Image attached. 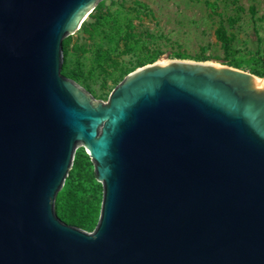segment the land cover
I'll use <instances>...</instances> for the list:
<instances>
[{"label":"water","instance_id":"water-1","mask_svg":"<svg viewBox=\"0 0 264 264\" xmlns=\"http://www.w3.org/2000/svg\"><path fill=\"white\" fill-rule=\"evenodd\" d=\"M98 1L0 0V264H264V83L173 59L96 99L61 67ZM79 145L92 231L55 210Z\"/></svg>","mask_w":264,"mask_h":264},{"label":"rangeland","instance_id":"rangeland-1","mask_svg":"<svg viewBox=\"0 0 264 264\" xmlns=\"http://www.w3.org/2000/svg\"><path fill=\"white\" fill-rule=\"evenodd\" d=\"M101 11L116 13L122 22L125 17L132 20L131 42L124 46L121 41L114 53L118 64L107 73L99 68L96 56L107 39L91 29ZM66 41L61 73L103 101L139 59L158 52L156 61H213L231 67L239 61V69L264 77V0H99ZM77 152L88 153L82 145ZM91 163L88 169H94Z\"/></svg>","mask_w":264,"mask_h":264},{"label":"trees","instance_id":"trees-1","mask_svg":"<svg viewBox=\"0 0 264 264\" xmlns=\"http://www.w3.org/2000/svg\"><path fill=\"white\" fill-rule=\"evenodd\" d=\"M123 20V22L120 21L116 13L101 11L96 15V21L91 24L92 31L104 34L107 39V46L100 47L96 53L97 63L102 72L107 73L110 68L117 66V57L114 53L121 47V41H123L124 46H127L128 41L131 42L132 20L129 17H125ZM87 26L85 24L84 28H87ZM67 42H63L65 52ZM160 54L158 52L149 58L139 59L125 74L135 70L136 67L155 62ZM177 56L185 58L181 54ZM231 65L236 68L241 67L239 61H234ZM89 165H92V163L88 153L77 152L75 154L71 172L66 177L65 183L58 192L55 202V210L58 217L66 223L80 227L86 231H92L97 224L103 193V187L101 183L97 182L94 169L87 168Z\"/></svg>","mask_w":264,"mask_h":264},{"label":"bare ground","instance_id":"bare-ground-1","mask_svg":"<svg viewBox=\"0 0 264 264\" xmlns=\"http://www.w3.org/2000/svg\"><path fill=\"white\" fill-rule=\"evenodd\" d=\"M166 61H168V60H166L165 58H160L157 62L164 63ZM206 63L213 64V65H219L218 63L213 62V61H206ZM256 79L259 80L260 82L264 83V77L257 76Z\"/></svg>","mask_w":264,"mask_h":264}]
</instances>
